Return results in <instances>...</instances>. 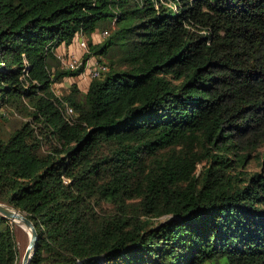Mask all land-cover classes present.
I'll return each instance as SVG.
<instances>
[{"label":"trees","instance_id":"1","mask_svg":"<svg viewBox=\"0 0 264 264\" xmlns=\"http://www.w3.org/2000/svg\"><path fill=\"white\" fill-rule=\"evenodd\" d=\"M90 56L106 71L54 94ZM4 111L0 203L34 227L27 264H264V0H0Z\"/></svg>","mask_w":264,"mask_h":264},{"label":"rangeland","instance_id":"2","mask_svg":"<svg viewBox=\"0 0 264 264\" xmlns=\"http://www.w3.org/2000/svg\"><path fill=\"white\" fill-rule=\"evenodd\" d=\"M102 29L103 28L96 30V33L94 36V41L97 42V41H100L103 39V37L100 33ZM68 46H70V50L72 47H73L72 50L76 49V45H75L74 41L70 42L68 44ZM84 53H85L84 51L80 50L77 55H74L75 56V62H72V58L68 55L69 53H67V52H65V50H63L59 53L58 59L62 58V62H63L64 66L65 65L75 66V65L79 64V62L81 61V56ZM95 59H96L95 56H90V57H88L87 60L90 61L91 63H93L94 61H96ZM101 61L105 62L106 60L104 58L103 59L101 58ZM88 80H89L88 75H85V74H79L76 77H67L64 79V81H60L58 83L53 84L52 85V91L56 95H61L68 90L69 85L71 83H74L77 86V88L83 92L86 88V84H87ZM5 112L6 111H4L2 113V116H0V136L2 138L5 137L6 132L10 131L16 125L17 119L19 118L16 114H7L8 112H6V114H5ZM258 169H259V167L257 165V162L254 159H250L244 168V170H246V171H256ZM12 233L14 236L16 252H17V261L15 264H20L21 258L23 256L24 251H25L29 236L27 234L26 228L19 223H13Z\"/></svg>","mask_w":264,"mask_h":264},{"label":"built area","instance_id":"3","mask_svg":"<svg viewBox=\"0 0 264 264\" xmlns=\"http://www.w3.org/2000/svg\"><path fill=\"white\" fill-rule=\"evenodd\" d=\"M102 37L106 36L108 34V32L106 30H103L100 32ZM74 42L76 45V49L77 50H81V51H86V43H85V39L83 37V34L81 33V31H78L75 33V37H74ZM71 58H72V62H75V56L73 54V52H69L68 54ZM59 63L62 67H68V68H75L77 67L81 61L79 62V64L75 65V66H67V65H63L62 62V58H59ZM82 67V72L80 74H85L88 75V78H92V77H97L100 74H102L103 72L106 71V66L103 63L94 61L93 63H91L90 61L86 60L83 64ZM72 110L69 106L65 105L64 106V113L66 114V116H70Z\"/></svg>","mask_w":264,"mask_h":264},{"label":"water","instance_id":"4","mask_svg":"<svg viewBox=\"0 0 264 264\" xmlns=\"http://www.w3.org/2000/svg\"><path fill=\"white\" fill-rule=\"evenodd\" d=\"M0 215L10 221L18 220V223L27 229L29 238L20 262V264H27L36 243V232L33 225L23 214L4 203H0Z\"/></svg>","mask_w":264,"mask_h":264},{"label":"crops","instance_id":"5","mask_svg":"<svg viewBox=\"0 0 264 264\" xmlns=\"http://www.w3.org/2000/svg\"><path fill=\"white\" fill-rule=\"evenodd\" d=\"M94 36H95V33L94 34H92V40L94 41ZM64 47V48H63ZM73 48V47H72ZM72 48H71V50H70V46H68V45H59L56 49H55V54H56V56L58 57L59 56V53L61 52V51H63V50H65V52H67V53H69V52H73V54L74 55H77L78 53H79V50H77V49H73L72 50ZM62 49V50H61ZM65 78H67V77H64L63 79H62V81H64V79Z\"/></svg>","mask_w":264,"mask_h":264},{"label":"bare ground","instance_id":"6","mask_svg":"<svg viewBox=\"0 0 264 264\" xmlns=\"http://www.w3.org/2000/svg\"><path fill=\"white\" fill-rule=\"evenodd\" d=\"M13 223H18V220H14V221H12ZM27 230V229H26ZM27 234H28V236H29V233H28V231H27Z\"/></svg>","mask_w":264,"mask_h":264}]
</instances>
